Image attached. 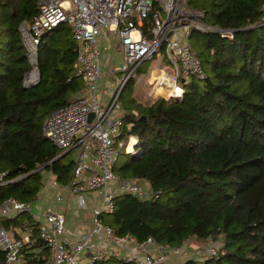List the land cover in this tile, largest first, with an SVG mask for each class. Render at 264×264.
<instances>
[{"label":"trees","instance_id":"obj_1","mask_svg":"<svg viewBox=\"0 0 264 264\" xmlns=\"http://www.w3.org/2000/svg\"><path fill=\"white\" fill-rule=\"evenodd\" d=\"M187 3L232 37L192 32L205 77L192 78L182 98L144 104L133 95L134 79L124 86L115 145L129 136L137 141L133 152L120 150L113 171L147 182L151 193L116 196L113 211L102 212L99 220L117 236L138 242L151 238L170 248L186 239L215 242L216 257H187L182 264H264V0ZM37 11V0H0V172L7 180L0 203L9 196L36 200L44 171L60 185L73 178L75 160L61 155L42 126L83 89L75 73V42L65 23L44 31L37 49L39 81L25 86L31 66L19 24ZM2 224L14 237L17 228L37 234L25 213ZM95 264L139 263L110 256Z\"/></svg>","mask_w":264,"mask_h":264},{"label":"built area","instance_id":"obj_2","mask_svg":"<svg viewBox=\"0 0 264 264\" xmlns=\"http://www.w3.org/2000/svg\"><path fill=\"white\" fill-rule=\"evenodd\" d=\"M37 10L31 21L19 24L31 66L23 83L29 86L39 81L37 49L42 33L60 23L67 24L75 42V73L83 83L85 94L50 112L42 133L61 152L77 150L73 178L67 186L79 205L84 207L85 191L97 192L101 204L93 210L92 232L68 242L64 239L66 219L59 212L44 214L35 236L30 232L12 236L2 220L32 214L33 204L7 197L0 203V253L3 254L0 264H28V259L33 257L29 250L37 249L39 253L42 247L47 253L35 257L41 260L36 264H95L110 256L139 264H168L169 253L186 255L188 239L179 248L157 245L151 238L138 242L129 235L117 236L99 220L102 212L113 211L116 196L131 194L149 198L151 193L142 181L122 178L113 171L120 148L126 144L119 140L115 145L122 130L120 93L131 79L135 83L141 80L137 73L144 61L157 59L159 62L150 67V71L158 72L156 88L159 86L164 95L153 102L182 98L192 78L205 77L190 43L192 32H220L231 38L232 31L206 23L204 12L190 9L187 0H37ZM262 10L264 19V6ZM148 19L150 23L146 24ZM103 29L117 36L122 57L117 70L121 78L105 86L106 101L98 90L102 72L97 36ZM177 90H180L179 95ZM6 183L5 173L0 172V186ZM52 184L57 186L56 181ZM93 235L95 241L91 238ZM111 248L110 253H106ZM151 248L155 253H151ZM218 254L215 242L209 239L196 259L203 261Z\"/></svg>","mask_w":264,"mask_h":264},{"label":"crops","instance_id":"obj_3","mask_svg":"<svg viewBox=\"0 0 264 264\" xmlns=\"http://www.w3.org/2000/svg\"><path fill=\"white\" fill-rule=\"evenodd\" d=\"M97 42L100 47L101 53L103 51L108 50H114L115 53L119 55V64H107L109 62L108 57H104L101 59V53L99 57L100 61V67L102 72V78L104 77L106 70V74L113 76L115 73H119L118 66L120 65L122 61L121 54L119 52L118 48V38L117 36L109 32L106 29H103L97 36ZM109 55V54H108ZM107 55V56H108ZM106 75V77H107ZM101 81V82H100ZM109 82L107 80L100 79L98 81V90L100 94L104 97V101L107 99V90L106 85ZM83 84V83H82ZM85 90L84 86L82 91L77 93L74 98L84 95ZM73 98V99H74ZM124 140L128 144V153L131 152V149H134V145L137 141V138L135 136H129L127 139H121ZM64 153V154H63ZM70 153V155L73 158V161L76 159L77 156V150L76 149H70L64 152H61V155H65ZM43 175V184L37 194L36 200L32 201L33 204V213L27 214L31 217L33 223L35 224V228L38 229L39 222L42 221V217L47 212H59L62 213L65 216L66 219V230L64 233V239L68 242L76 241L79 239L80 234H89L92 232L93 229V223H92V216H93V210L95 208H98L101 204V196L94 191H85L84 194V207L80 206L76 196L71 192L70 188L67 185H60L57 183V186H53V182L55 181L54 175L49 171H44L42 173ZM57 197H60V200H57ZM31 228H17L16 232L18 234L17 237L24 234L25 232H31ZM37 232H35L36 234ZM92 239H96V237L93 235L91 237ZM194 240H191L190 243H192ZM111 246V245H110ZM108 249L106 250V253H110L112 250ZM152 254L155 253V249L151 248ZM28 253H32V259H36L35 257H40V255H43L40 252H37V249L35 250H29ZM41 253V254H40ZM112 253V252H111ZM29 256V254H28ZM183 257L187 258L189 256L182 255ZM191 257L197 258L196 255H192ZM184 258V260H185ZM29 260V259H28ZM170 260H173V258L169 255L168 256V264H182L174 261L173 263H170ZM29 264V262H28Z\"/></svg>","mask_w":264,"mask_h":264},{"label":"rangeland","instance_id":"obj_4","mask_svg":"<svg viewBox=\"0 0 264 264\" xmlns=\"http://www.w3.org/2000/svg\"><path fill=\"white\" fill-rule=\"evenodd\" d=\"M104 57L109 58V62L107 64H119L120 57L117 53H115L113 49L108 51L107 50L103 51V53H101V59H103ZM158 62L159 60L157 59L156 60L150 59L144 61L139 67V72L137 73V76L140 75L141 80L138 83H134L133 85L134 86L133 95L139 102H142L144 104H150L157 97H163L161 95H164V93L161 91V88L159 86L158 88H156V77L158 75V72L151 73L150 71L151 70L150 67L156 65ZM103 72H105L103 73L104 77L101 79L102 80L106 79L107 82H109L110 84H114L121 78L120 73H115L113 76H110L106 74L107 73L106 70H104ZM127 146H128L127 143L122 145L120 150L123 149L125 150V152H128L126 151ZM143 183H144V187L146 189H149V184L147 182H143ZM207 245H208V241L205 243L204 242L200 243L198 241H193L191 244L189 243V247H188L189 251L187 253V256L191 257L192 255H196V256L199 255L206 248ZM169 255L173 258V260H170V263H173L174 261L178 263H182L185 258L182 256L183 254L181 252H171L168 254V256Z\"/></svg>","mask_w":264,"mask_h":264},{"label":"clouds","instance_id":"obj_5","mask_svg":"<svg viewBox=\"0 0 264 264\" xmlns=\"http://www.w3.org/2000/svg\"><path fill=\"white\" fill-rule=\"evenodd\" d=\"M176 94L179 95L180 94V90H177Z\"/></svg>","mask_w":264,"mask_h":264},{"label":"water","instance_id":"obj_6","mask_svg":"<svg viewBox=\"0 0 264 264\" xmlns=\"http://www.w3.org/2000/svg\"><path fill=\"white\" fill-rule=\"evenodd\" d=\"M92 116H93V115L91 114L89 117L92 118ZM63 154H64V153H63ZM63 154H62V155H63Z\"/></svg>","mask_w":264,"mask_h":264}]
</instances>
